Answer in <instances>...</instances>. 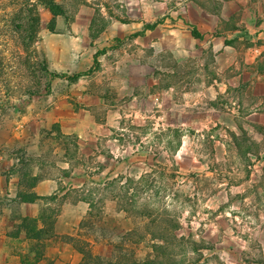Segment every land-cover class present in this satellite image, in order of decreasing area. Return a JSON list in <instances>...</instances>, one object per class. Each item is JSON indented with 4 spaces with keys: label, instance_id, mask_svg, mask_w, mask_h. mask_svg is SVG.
<instances>
[{
    "label": "rangeland",
    "instance_id": "rangeland-1",
    "mask_svg": "<svg viewBox=\"0 0 264 264\" xmlns=\"http://www.w3.org/2000/svg\"><path fill=\"white\" fill-rule=\"evenodd\" d=\"M50 1L65 16L33 1L30 42L26 0H0V264H264V90L221 85L212 48L156 61L120 30L164 11ZM89 182L111 186L92 217Z\"/></svg>",
    "mask_w": 264,
    "mask_h": 264
},
{
    "label": "crops",
    "instance_id": "crops-1",
    "mask_svg": "<svg viewBox=\"0 0 264 264\" xmlns=\"http://www.w3.org/2000/svg\"><path fill=\"white\" fill-rule=\"evenodd\" d=\"M136 1L144 20L152 14L155 21V16L161 17L163 11L164 15L171 16V20L160 19L153 26L143 21L120 23L122 32L128 27L138 30L136 44L143 50H152L154 60L166 52L171 53L175 64L189 58L203 60L212 48L216 64L220 66L217 76L225 80L221 85L227 89L235 83L248 84L246 87L255 91V97L259 95L257 90H264V0H191L184 14L172 8L162 10L159 2ZM208 88L203 89L212 97ZM257 126L264 130V124L252 120V129ZM261 141H264L263 135ZM252 154L261 157L264 147Z\"/></svg>",
    "mask_w": 264,
    "mask_h": 264
},
{
    "label": "trees",
    "instance_id": "trees-1",
    "mask_svg": "<svg viewBox=\"0 0 264 264\" xmlns=\"http://www.w3.org/2000/svg\"><path fill=\"white\" fill-rule=\"evenodd\" d=\"M33 1L34 3L37 2V0H26V11L27 14L30 15L29 18V23H30V31H28V40L30 42H32L33 40H35L37 38V35L39 34L38 29L40 28V20L39 18L36 16V13L34 11V9H36V5L34 4L33 6ZM43 1V5L48 8L50 10V12L52 13V15L54 17H63L65 16V12L63 11L62 7H60L58 4H56L53 1L50 0H42ZM31 2V4L29 5V3ZM33 7V9H32ZM37 26V27H36ZM38 28V29H37ZM19 29V28H18ZM197 36V35H196ZM199 37V36H198ZM55 77H64L61 76L59 74H55ZM81 76H76L74 78H71L72 82H75L77 80H79ZM88 187H86V196L89 198L87 199L86 203L90 206V210L88 212V217H92L94 215L93 211L95 210V201L98 197H105L107 196V191H110L111 186L110 183H106V185L104 184H98L95 182H89ZM114 191L117 194V197H122L121 194L124 193L125 189L120 188L117 189L115 188ZM20 200L21 203L23 204H34L36 203L39 198L38 196H36V194L33 193H26V194H20ZM90 220V219H89ZM87 220V221H89ZM85 221L83 226L86 224L88 225L89 222ZM136 264V263H135ZM146 264H151V263H146Z\"/></svg>",
    "mask_w": 264,
    "mask_h": 264
}]
</instances>
